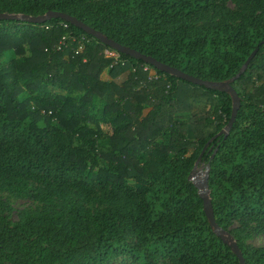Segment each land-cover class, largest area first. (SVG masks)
I'll return each mask as SVG.
<instances>
[{
    "label": "trees",
    "instance_id": "obj_1",
    "mask_svg": "<svg viewBox=\"0 0 264 264\" xmlns=\"http://www.w3.org/2000/svg\"><path fill=\"white\" fill-rule=\"evenodd\" d=\"M47 11L215 83L264 40V0H0V13ZM67 31L88 39L77 53L55 49ZM104 47L59 18L0 19V192L41 205L10 220L0 199V264H239L187 180L196 164L215 223L243 264H264L244 240L264 235V44L229 82L239 105L225 135L223 89L121 53L109 67ZM181 97L202 109L178 114Z\"/></svg>",
    "mask_w": 264,
    "mask_h": 264
},
{
    "label": "water",
    "instance_id": "obj_2",
    "mask_svg": "<svg viewBox=\"0 0 264 264\" xmlns=\"http://www.w3.org/2000/svg\"><path fill=\"white\" fill-rule=\"evenodd\" d=\"M17 18L24 19V20H27V21L32 22V23H42V22H44L50 18H59L65 22L79 28L81 31L92 36L94 39L98 40L103 45H105L109 48H112L121 54H125V55L130 56L134 59L141 60L142 62L153 66L154 68H156L157 70H159L161 72L173 75L179 79H182L184 81H187V82L195 84V85H199V86L201 85L204 87H214V88L219 89V90L223 89L226 93H228L231 96V113H230L229 119H228L226 125L218 132V133H223L224 135L227 134V132H228V130H229L234 118H235L236 109L239 105V98L236 95V93L234 92V90L230 86H228L229 82L235 80L245 70L248 62L250 61V59L255 54L258 46L264 44V40L257 43V45L254 47V49L246 57V59L244 60V62L240 66L239 70L237 71V73L231 79L226 80V81H222L220 83H215V82L206 81V80H202V79L193 77V76H191V75H189V74H187L181 70H178L174 67L166 65L164 63H161V62L155 60L151 56L144 55L135 49L129 48L127 46H123V45L119 44L118 42H115L111 39L104 38L100 33L95 31L94 29L90 28L88 25L82 23L81 21H79L75 17L68 15V14H65L63 12L47 11L44 14L37 15V16L14 15V14H8V13H4V12L0 13V19L11 20V19H17ZM187 180L191 181V183L197 189L198 196H199V198H201V201H202V210H203V213L205 215V218L207 220L209 227L215 233V235L220 237L222 239V241L229 246L231 251L237 257L239 264H243V259L241 257V253H240L239 248L237 247V244L235 243V241L230 237L229 233H226L223 229L218 227V225L214 221L213 213L211 211V206H210V202H209V198H208V190H207V197H205L201 191V188L207 189L206 179L204 180L203 185H200L199 182L194 179V172L191 171L187 176ZM224 232L227 234L226 238H224L222 236V233H224Z\"/></svg>",
    "mask_w": 264,
    "mask_h": 264
},
{
    "label": "rangeland",
    "instance_id": "obj_3",
    "mask_svg": "<svg viewBox=\"0 0 264 264\" xmlns=\"http://www.w3.org/2000/svg\"><path fill=\"white\" fill-rule=\"evenodd\" d=\"M12 54L10 52H7L5 54L4 59H8L11 57ZM124 73L122 74V76ZM186 99L181 97V100L178 104V114H181L183 116L189 115L192 112H198L202 109V104L194 102L192 103L191 107L186 105ZM192 172H194V179L199 182L200 185H203L204 180L206 179L207 175V169L202 164H196L193 167ZM201 191L205 197H207V189L201 188ZM0 199L6 202L9 206V210L6 212L7 218L10 220H16L17 215L19 211L21 210H34L40 208V203L31 200V199H25V198H18L13 195H11L8 192H0ZM233 226H237V223H234ZM227 233V232H226ZM225 232L222 233V236L224 238L227 237V234ZM230 235V234H229ZM230 237L233 239V237L230 235ZM234 240V239H233ZM244 240L246 243L251 244L253 246H264V235L260 232L251 230L250 228L247 229V233L244 236ZM120 262L114 261L109 264H119Z\"/></svg>",
    "mask_w": 264,
    "mask_h": 264
},
{
    "label": "built area",
    "instance_id": "obj_4",
    "mask_svg": "<svg viewBox=\"0 0 264 264\" xmlns=\"http://www.w3.org/2000/svg\"><path fill=\"white\" fill-rule=\"evenodd\" d=\"M62 27L67 29V24L63 23ZM87 42L88 39L85 35L67 31L59 37L55 49L62 50L69 47L72 52L77 53ZM102 55L110 61L109 67L113 65L124 66L126 64V60L120 56L119 52L107 46L102 49ZM141 68L142 71L146 72L148 79L157 78V75L149 68L148 65H142Z\"/></svg>",
    "mask_w": 264,
    "mask_h": 264
}]
</instances>
